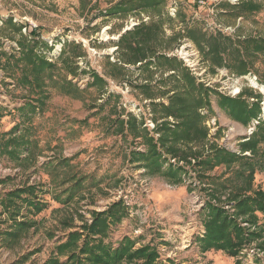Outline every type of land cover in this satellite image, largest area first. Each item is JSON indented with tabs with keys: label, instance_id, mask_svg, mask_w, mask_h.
I'll return each mask as SVG.
<instances>
[{
	"label": "rangeland",
	"instance_id": "obj_1",
	"mask_svg": "<svg viewBox=\"0 0 264 264\" xmlns=\"http://www.w3.org/2000/svg\"><path fill=\"white\" fill-rule=\"evenodd\" d=\"M119 1L0 0V51L17 55V42L23 38L58 69L60 59L72 58L75 53L81 57L69 58L77 67L75 75L68 74L66 80L82 90L69 95L50 84L44 113L29 117V121L22 120L17 109L25 103L27 90L5 79L0 68V139L21 135L31 141L27 151L20 147L13 157L0 154V193L25 184H41L47 190L43 196L47 207L33 217L36 227L13 248L0 245V264H44L56 242L63 241L73 230L65 228L64 223L78 226L81 217L90 222L92 211H103L118 200L124 201L129 213L110 229L107 241L113 247L123 237H129L136 247L154 246L160 256L159 264H253L257 257L255 249H246L236 258L220 251L200 253L196 239L203 233L200 210L205 198L196 188L189 191L190 181L171 185L162 177L149 176L128 163L130 151L145 149L138 146L139 140L117 135L111 127L113 120L120 115L124 120L132 116L157 137L153 134L155 123L150 101L134 88L145 75L128 67L122 78L113 79L110 64L119 58L115 47L118 37L141 22L148 23L154 15L143 12L124 17L105 16L106 9ZM239 1L233 4L229 0H206L202 6L197 0H165L161 18L154 16V20L162 21L164 39L170 40L167 48L161 50L166 57L175 58L197 83L219 94L231 98L242 91L260 94L262 114L264 86L254 71L241 77L230 74L224 67L211 71L193 43L183 36L187 27L224 35H233L239 28L244 36L264 35V0H252L261 9L247 19L224 14L222 5L234 6ZM76 45L80 47L78 50ZM3 62L0 56V65ZM253 66L262 72L264 57L254 60ZM93 72L103 82L91 85ZM161 73L158 71L153 80L166 78L172 72ZM252 77L256 78V84L251 83ZM210 100L213 113L199 111L205 117L208 142L238 154L239 145L249 137L246 129L252 122L244 127L232 121L217 107L213 94ZM156 102L166 103V98H158ZM16 125L18 128L13 129ZM222 171L224 167H217L213 174ZM78 179L82 181L79 187L82 189H75L72 200L65 203V190ZM191 182L193 186L198 184L195 179ZM257 187H264L263 173L254 175L253 189ZM3 228L0 224V230ZM258 257L264 264V253H258Z\"/></svg>",
	"mask_w": 264,
	"mask_h": 264
},
{
	"label": "trees",
	"instance_id": "obj_2",
	"mask_svg": "<svg viewBox=\"0 0 264 264\" xmlns=\"http://www.w3.org/2000/svg\"><path fill=\"white\" fill-rule=\"evenodd\" d=\"M164 2L120 0L104 13L105 16L124 17L149 12L161 18ZM222 8L224 14L234 19H247L257 13L261 5L243 0L234 6L224 4ZM154 16L148 23L141 22L118 37L115 47L119 58L110 64V68L113 79L122 78L128 67L145 75L134 88L150 101L155 123L153 134L157 137L142 128V123L132 116H127L126 120L121 115L116 116L111 127L117 135L130 136L134 141L139 140L138 146L144 147V151L134 149L129 152L127 161L134 168L143 169L149 176L162 177L171 185H181L188 180L189 191L196 188L204 194L200 210L203 233L196 239L200 253L220 251L236 258L246 249H255L257 257L253 264H261L258 253H264V187L253 189V180L256 173L264 174V118L251 136L239 145L237 154L208 142L203 125L205 117L199 112L205 109L207 113H213L210 100L213 94L217 107L232 121L245 127L261 115V95L242 91L231 98L197 83L182 63L166 57L161 51L167 48L170 40L164 39L163 23L160 19L154 20ZM236 32L224 35L187 27L183 36L193 43L202 61L208 63L209 70L224 67L236 77L254 71L258 82L264 86V70L259 72L253 66L254 60L264 57V35L244 36L239 28ZM17 45V55L0 51L4 58L0 68L5 79H11L15 87L27 90L25 103L17 109L22 120L29 121V117L44 113L50 84L65 94L82 92L66 80L68 74L75 75L77 67L74 61H69L70 57L60 59L58 69L37 54L23 38ZM74 47L76 50L80 48ZM73 56L70 59L81 57L75 53ZM160 70L162 75L172 73L154 81V75ZM91 75V85L103 82L96 73ZM158 98H166V103L156 102ZM17 128L18 125L13 129ZM30 144L29 138L21 135L3 138L0 139V154L13 157L15 150L21 147L27 151ZM171 159L176 163H171ZM180 162L183 165H179ZM217 167H224V171L213 174ZM191 179L198 184L193 186ZM81 182V179L75 180L72 187L65 190V203L72 200L75 189H82L79 188ZM46 193L41 184H25L0 193V224L4 225L0 230L1 246L13 248L36 227L33 217L47 207L43 199ZM128 213L124 201L118 200L103 211H92L90 222L81 217L78 226H73L72 222L64 223L65 228L73 230L63 241L56 242L44 264H159L160 256L154 246L136 247V242L129 237H123L115 247L107 241L111 227L118 225ZM252 244L255 247L251 248Z\"/></svg>",
	"mask_w": 264,
	"mask_h": 264
},
{
	"label": "built area",
	"instance_id": "obj_3",
	"mask_svg": "<svg viewBox=\"0 0 264 264\" xmlns=\"http://www.w3.org/2000/svg\"><path fill=\"white\" fill-rule=\"evenodd\" d=\"M239 0H229V2L230 3H236V2H238ZM197 3L198 4H200V5H206V0H197ZM171 13L173 14V13H175V8H172L171 9ZM251 83H255V81H256V78L255 77H252L251 79ZM256 84V83H255ZM264 118V112L259 116V118H257V120H253L252 121V123H251V125L246 129V131H247V135L248 136H250L254 131H255V128H256V126L259 124V121L261 120V119H263ZM148 125L151 127V128H153V124L151 123V122H148ZM173 161L174 160H172L171 161V163H173Z\"/></svg>",
	"mask_w": 264,
	"mask_h": 264
},
{
	"label": "bare ground",
	"instance_id": "obj_4",
	"mask_svg": "<svg viewBox=\"0 0 264 264\" xmlns=\"http://www.w3.org/2000/svg\"><path fill=\"white\" fill-rule=\"evenodd\" d=\"M263 90V89H262ZM264 92V91H263Z\"/></svg>",
	"mask_w": 264,
	"mask_h": 264
}]
</instances>
